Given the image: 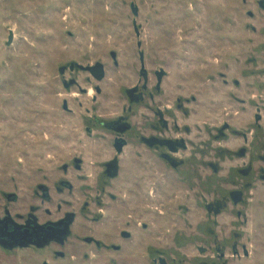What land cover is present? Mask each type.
<instances>
[{
    "label": "rangeland",
    "instance_id": "1",
    "mask_svg": "<svg viewBox=\"0 0 264 264\" xmlns=\"http://www.w3.org/2000/svg\"><path fill=\"white\" fill-rule=\"evenodd\" d=\"M246 1L0 0V214L4 215L6 208L12 215L24 213L34 203L30 191L37 182L53 185L68 180L82 186L80 178L75 181L78 174L62 171L64 164L81 158L89 167L92 160L101 161L111 154L105 130L98 127L94 136L86 132L88 118L119 112L125 102L124 90L138 83L139 43L150 73H167L161 102L191 101V137L195 142L202 139L205 124L221 126L226 120L245 129L250 122L249 107L256 115L264 105V12L257 8L259 0ZM132 3L139 8L137 17ZM135 20L139 37L134 31ZM112 52L117 55L118 67ZM75 62L104 64L102 96L94 89L97 82L88 81L89 75L83 72L67 73L64 78H76L79 88L64 89L59 69ZM234 77L242 80L236 117L228 115L232 100L226 95L229 86L222 85ZM253 93L259 94L260 105L244 101ZM93 96L99 97L98 105L92 104ZM64 101L72 111L63 110ZM252 128L256 133L253 160L260 167L257 157L262 145L258 143L264 140V132L254 123ZM227 138V144H207L205 150L201 144H192L188 153L182 154L190 161L181 170V177L191 173L188 182L178 181L180 190L176 191L171 182L164 190L159 187L158 193L163 199L179 195L182 205L172 203L165 216L145 215L156 225L142 230L141 245L129 242L123 252L115 253L87 246L72 236L64 248L39 251L0 246V264H155L153 245L165 252L168 264H264V185L260 181H254L242 206L229 203L220 216L203 208L202 198L206 205L224 204L229 190L244 184L238 170L245 162L234 156L236 144H230L231 135ZM209 162L219 166L218 176L212 175ZM193 170L197 176L192 175ZM156 175L159 178L160 171ZM119 184L115 181L114 191ZM9 194L18 200L9 204ZM52 199L44 208L55 210L62 204L65 210L75 212L88 200L79 191L53 192ZM113 208L106 213L108 217L95 212L88 219L87 213L83 214L73 232L92 234L109 243L106 234L116 226L118 212L131 213ZM208 228L212 232L205 230ZM213 238L225 253L222 259L213 252ZM243 248L250 253L248 258ZM56 249L63 251L65 258L55 257Z\"/></svg>",
    "mask_w": 264,
    "mask_h": 264
},
{
    "label": "flooded vegetation",
    "instance_id": "2",
    "mask_svg": "<svg viewBox=\"0 0 264 264\" xmlns=\"http://www.w3.org/2000/svg\"><path fill=\"white\" fill-rule=\"evenodd\" d=\"M257 8L259 11L264 12V0L257 2ZM248 16L253 18L254 14L248 12ZM134 31L136 36L139 37V28L134 27ZM137 47L140 62L138 83L124 90L125 102L119 108V112L106 116H90L88 113L90 116L88 124L91 126H86V132L90 136H94L98 127L105 130L108 133L111 154L109 152V155L101 161L92 160L89 167L84 162L85 160L81 158H74L72 162L64 164L62 171L65 174H78L75 181L80 178L83 183L82 186L77 187L74 182L68 180H59L53 185L40 181L32 187L30 193L34 203L28 205L24 213L12 215L11 211L6 208L4 215L0 214L1 247L4 246V243L12 245L16 242H22L28 244L27 247H16L12 250L36 249L41 251L51 247L64 248L72 236H75L78 242H82L87 246H94L97 249L104 248L115 253L123 252L129 242L134 245H141L142 230L147 231L150 227L156 225L148 222L145 215L150 214L156 217L160 214L165 216L167 208L172 203L182 205L179 202L182 197L179 195L170 199L172 196L169 194V197L167 195L163 199V195L158 194L160 189L164 190L163 186L166 187L171 182L174 183L173 188L175 191L180 190L178 181L188 182L191 173L187 175L188 177H181L183 176L181 170L190 161L187 156L182 154L188 153L192 144H201L202 150H205V145L207 148V144H227L228 141L225 140L228 139L229 135L232 136L230 144H236L237 147L235 151L233 150L234 156L245 162V166H241L238 170V176L244 180V184L241 188L229 190L225 198L227 202H223L224 204L214 202L206 205L202 198L203 208L209 213L214 212L215 216H220L222 209L228 206L229 203L235 207L245 204L247 192L252 190L255 180L264 185V140L258 143L262 145V154L257 157L261 164L260 167H256L254 164V150L252 147L256 134L252 124L254 123L257 128H261L264 132V105L261 109L258 108L261 114L256 113V115H253V108L249 107L251 109V114L248 116L250 122L245 129H238L232 123L228 124L226 120L223 124H220L221 126L213 125L211 127V124H205L201 131L202 139L200 138L199 141L195 142L191 137L193 132L189 110L191 101L186 99L181 100L179 103L170 100L168 103H162L159 98L164 92V80L167 78V73L164 70H155L151 74L146 66V55L142 50V44L139 43ZM111 58L114 66L118 67V58L114 52L111 53ZM99 63L103 65L104 77L102 80L97 79L96 72L93 70ZM78 72L88 74V81L97 82L94 89L98 96H102L103 91L100 83L106 77L104 64L96 62L93 65L84 66L75 62L59 69V73L63 78L67 73L76 74ZM222 85L229 86L228 93H225L232 100L230 114L228 115L236 117L239 114L237 100L242 93V80L234 77ZM62 86L66 90L73 87L79 88V82L74 77L64 78ZM98 96L92 97V104L98 105ZM258 97V93H253L250 94L249 99H244V101H246V104L260 105ZM178 105H183V108H177ZM62 108L65 111L73 110L69 108L67 101L63 102ZM90 111V109H87V112ZM94 111H96V107H94ZM229 132L230 134H227ZM200 155L202 157V153ZM126 160H129V162H126ZM208 165L212 175L218 176L220 173L219 166L211 162ZM89 170H91V173L88 172ZM158 171H160V177L156 178ZM84 172H87L88 175ZM192 175L197 176L195 171ZM89 178H92V180ZM172 178H174V181H172ZM121 179L122 181H120ZM117 180L120 184L116 189L117 191H114L115 181ZM130 181L132 182L130 183ZM210 184L213 185V182ZM159 187L161 188L159 189ZM66 191L71 194L79 191L88 198L79 211L65 210L62 204H59L55 210L44 208V204L52 202L53 192L63 194ZM12 195L6 196L9 204L18 200L17 196ZM113 207L131 213L125 215L118 212V216L114 220L117 221L115 227L119 226V228L115 230L113 225L114 228L106 234L110 240L109 243L106 244L92 234L80 235L81 233L73 232L75 225L83 214L87 213L86 218L88 219L90 218L89 214L95 212L100 213L98 214L100 217L103 214L108 217L106 213L113 211L115 209ZM238 217H241V214H238ZM91 219L97 220L99 217H91ZM70 221L71 224L67 228ZM66 230L67 234H63ZM205 230L212 232L209 228ZM115 240H117V244L114 243ZM213 241L214 254H217L221 259L224 258L223 249L216 244L215 238H213ZM153 247L151 255H154L155 264H168L165 252L154 245ZM233 250L238 255L237 246ZM243 252L245 257L250 256L246 248H243ZM135 253L138 256L140 252L137 250ZM54 256L65 258V253L56 249L54 250ZM45 263L48 264V262Z\"/></svg>",
    "mask_w": 264,
    "mask_h": 264
},
{
    "label": "water",
    "instance_id": "3",
    "mask_svg": "<svg viewBox=\"0 0 264 264\" xmlns=\"http://www.w3.org/2000/svg\"><path fill=\"white\" fill-rule=\"evenodd\" d=\"M131 9H132V12H133V14H134V16L135 17H137L138 15H139V8L137 7V6H135V4L134 3H132L131 4ZM134 27L136 28V29H138V25H137V21L135 20L134 21ZM12 42V36L10 37V39H9V44ZM72 68H73V66H72ZM93 70L96 72V74L95 75H97L96 77H97V79L98 80H102L103 79V77H104V73H103V65L102 64H97L94 68H93ZM12 196H14V195H12ZM70 224H71V221L69 222V224H67V228L70 226ZM63 234H67V230L66 231H64L63 232ZM7 244H5L4 243V248L5 249H10V250H12V249H14V248H16V247H20V248H23V247H27V245L28 244H24V243H22V242H16L15 244H12V245H7ZM45 264H47V263H45Z\"/></svg>",
    "mask_w": 264,
    "mask_h": 264
}]
</instances>
